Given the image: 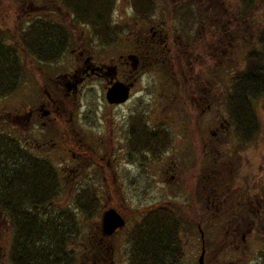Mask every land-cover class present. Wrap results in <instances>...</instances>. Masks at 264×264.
Returning <instances> with one entry per match:
<instances>
[{"label":"flooded vegetation","instance_id":"flooded-vegetation-1","mask_svg":"<svg viewBox=\"0 0 264 264\" xmlns=\"http://www.w3.org/2000/svg\"><path fill=\"white\" fill-rule=\"evenodd\" d=\"M171 1L176 3L175 0ZM24 3L20 4L21 8ZM31 4L28 1L22 12L27 11V8L28 15L43 12L45 4ZM234 26L237 33L245 34L249 30L252 38L253 28L247 29L246 25ZM15 27L17 26H12V29ZM187 27L189 29L185 28V33L179 34L175 26H167L163 20L145 23V26H138L133 32L127 33L132 37L125 38L129 47L124 52L116 57L112 55L101 59L90 54L82 40L76 49H68L72 58L68 70L62 68L60 57L54 61L35 62L29 56L27 61L30 64L28 63L26 71L24 66L21 72L23 78L25 76L27 79L26 85L21 88V100L18 102L16 99L17 91L20 90L18 86L4 93L0 90V171L3 168L7 171V164L13 163V159L19 156L18 150H21L26 152L30 162L35 158L52 166L51 170L59 185L57 196L63 191L70 199L73 190L82 186L79 177L86 169H93L100 175L103 184L95 188L100 198L102 195L109 198L116 191L121 193L123 199L122 193L125 190L120 187L123 183L117 179L122 173L121 178L124 177L128 164L137 172L133 180L128 177V185L139 193L146 192V183H149V179H146L149 169L147 164L150 159L161 156L170 147V131L161 120L149 119L145 104L138 101L125 117L118 136H114L109 128L112 123L109 118L106 132V128L94 132L91 126L94 125V118L101 122L107 116L97 112L99 105L95 102L90 105L81 103L80 96L84 87L92 81H98L103 95L113 82H121L129 85L128 101L138 77L143 72L152 70L153 77L161 78L165 85L164 87L162 83H157L161 94L157 106L162 107L165 99H170L172 103L180 94V102L172 103L174 107L181 108L180 110H198L201 114L213 110L216 117L215 128L211 133L208 129L207 136L198 134L196 143L199 149L195 148L192 134V114L181 120L185 132L188 133L184 141L187 145L183 147L184 167L179 166V171L175 173V165L178 163L176 158L169 163L163 162L165 167L162 171H171L165 179L177 181L178 185L181 184L187 189V202H174L175 206L182 210L187 208L191 214L183 216L186 221L183 217L178 218L181 222L178 231L180 252L183 249L180 230L187 223L188 227L183 228H190L189 231L195 235H192L190 241V255L194 264H264V216L260 208L263 197L259 191L264 183L257 180L256 166L250 161L246 163L250 157L245 150L247 145L254 143L256 136L242 143L230 134L231 126L226 116H222L217 109L218 106H223L224 110L221 99L225 89L217 80L211 78L214 73L209 71L210 59L215 62V57L225 53L228 55L223 59L231 57V47L228 48L231 35L224 31L219 43L210 44L209 38H206L210 35L209 29L205 25L197 26L196 29L194 25ZM224 28L225 25L220 27L221 30ZM132 54L136 58L135 62L127 57ZM23 78H20V82ZM166 87L176 90L165 91L164 94L162 90ZM107 104L109 108L121 105L115 102ZM214 105L218 106L213 107ZM102 117L103 119H99ZM146 129L152 133H146ZM232 138L234 141H231ZM193 147L195 150H192ZM55 151L57 156L54 155ZM255 156L256 153H252L251 159ZM159 163L162 164L161 159ZM99 194L95 197L100 207L102 205L99 203ZM53 202L60 207V204ZM154 205L150 203L145 206L141 209L142 213ZM110 207L121 215L124 225V214L116 207ZM0 222L8 224V219L1 210ZM116 231L117 229L109 235H103L99 219L94 233H89L97 240L96 246L85 248L89 251L90 264H119L122 258L124 263L120 264H127L128 231L125 233L124 250H121L120 255L108 242Z\"/></svg>","mask_w":264,"mask_h":264},{"label":"trees","instance_id":"trees-1","mask_svg":"<svg viewBox=\"0 0 264 264\" xmlns=\"http://www.w3.org/2000/svg\"><path fill=\"white\" fill-rule=\"evenodd\" d=\"M50 1L61 13L68 15L70 26L90 28L92 37L102 45L111 43L124 30L112 20L116 0ZM175 1L171 2L169 11L167 8L171 18L182 19L180 25L192 17L196 20L198 10L187 13L190 12L188 0ZM128 2L137 18L149 19L155 12L153 0ZM236 2L229 12L230 22L236 26H254V33L252 38L242 40L240 44L243 65L228 73L221 102L225 106L224 115L231 126V135L244 143L254 139L260 129L254 101L264 94V14L261 19H254V10L261 8L264 0ZM167 4L164 2V9ZM200 5L195 3L193 8ZM69 34L64 22L49 15L32 18L23 26L17 25L12 34L8 28H0L1 93L19 86L20 78H23V61L29 56L41 62L59 58L72 43ZM216 80L219 82L217 77ZM146 133L152 132L146 129ZM162 140L165 144L164 133ZM18 152L17 159L7 164L9 169L0 171V210L7 217L11 230L8 264H86V256L90 255L85 248L94 247L97 243L87 234L84 225L98 209L95 190L82 185L70 192L72 199L69 205L55 206L53 201L59 193V185L52 166L35 158L30 162L26 152ZM261 187L259 191L263 198L260 208L264 216V185ZM78 213L83 216L80 220L83 219L84 229ZM183 213L182 208L170 201L150 206L140 215L128 229L127 264H178L182 254L178 237L181 222L178 218ZM90 226L96 227L94 223Z\"/></svg>","mask_w":264,"mask_h":264},{"label":"rangeland","instance_id":"rangeland-1","mask_svg":"<svg viewBox=\"0 0 264 264\" xmlns=\"http://www.w3.org/2000/svg\"><path fill=\"white\" fill-rule=\"evenodd\" d=\"M25 2L22 6L20 7V4ZM155 3V12L153 14H150L151 18L149 19H143L135 17V15L132 13L131 10V5L129 4L128 0H116L115 5H114V10H113V16L112 20L116 22V25L118 28L124 29L123 31L118 33V35L115 37L111 43L107 45H102V43H99L98 40L94 39L92 37V34L90 32V28L85 27V26H70L67 22V16L66 14H63L60 12V9L57 8V6L50 0H31L32 4L31 5H42L45 4V7L43 8V12L39 13H33L32 15H28V8L27 11L22 12L25 7L26 3H28V0H0V26H5L9 31H11V34L13 33L12 26H23L26 25L27 22L30 21L32 18H37L40 16H50L53 19H59L60 21L64 22L66 24V28L69 30V39L72 42L69 47L66 48L65 52L60 55L59 62L62 63V68L63 69H70V63H71V53L68 51V49L71 47L72 49H76L77 44L83 40V44L85 45L84 47L86 50L89 51V53L96 58L101 59V57H106V56H114L116 57L117 54L124 52L129 47V42L126 37L131 38V36L127 35L128 30L131 32L134 31L138 26H145V23H155L158 20H163L165 25L167 26H175L176 32L179 34L185 33L186 30L189 28L187 26H193L194 29L197 28V26H203L205 25L209 29V36H206V38H209L210 44L212 43H219L222 39V36L224 35V31L226 34H230V40L229 41V47L230 52H231V57L230 58H225L223 57L225 55H228L225 53V55L220 56V57H215L216 61L210 59L209 65H210V72H213L214 75L211 76L215 80V77L219 78V84L221 86H226L228 83L227 80V75L230 71L233 69L240 68L242 64V51L240 50V44L242 40L248 41L251 37L249 35V30L243 34V33H237L235 26V23H231L229 20V15L231 13V10L233 8V5L236 4V0H188V4H190V8H188L189 11H187L188 14H191L192 12H195V10H198L197 17L195 18L196 20L194 21L193 17L189 18L186 22L183 21V25H180V22L182 19L177 20L176 18L169 16V13L167 12L170 10V4L172 1L170 0H153ZM180 1V0H178ZM164 2L168 3L166 6V9H164ZM182 2V1H181ZM180 2V3H181ZM200 5L199 8H193L194 4ZM38 8V7H37ZM39 9V8H38ZM178 10V9H177ZM184 10L183 8L181 9ZM36 11V10H35ZM33 12V10H32ZM229 13V14H228ZM27 14V15H26ZM264 14V5L261 8H258L254 10V19H261L262 15ZM187 15V14H186ZM185 20V19H183ZM200 20V21H198ZM225 28L223 30L220 29L221 26H224ZM186 26V27H185ZM248 26V25H246ZM245 26V27H246ZM254 28V26H248L246 27L247 29ZM206 28V29H207ZM254 33V32H253ZM252 33V36H253ZM5 37V36H4ZM6 38V37H5ZM204 38V37H203ZM218 58V59H217ZM218 60V62H217ZM32 61H37V60H32ZM39 62V61H38ZM23 63L25 64V71L27 66L30 64L27 60ZM29 63V64H28ZM36 64V63H35ZM34 69V68H33ZM152 70L143 72V74L138 77L139 80L135 82L134 86V91L132 93V96L128 101H124V103H121L120 106H114L112 108H109L108 104L105 102L104 95L102 94V91L98 87V81H92V83L88 84L86 87H84V92H82L80 96V101L81 103H84L85 105L88 104H95L99 105V110L97 112L103 113L107 116L104 121H97L94 118V125L91 124L93 127L92 131L99 130L101 129L107 131L106 127V122L108 121V118L110 119V129L112 130L113 135L118 136L119 135V129L121 128L122 124L125 122V117L131 110V108L137 103L138 101H141L145 104V112L146 116L151 119V120H161L162 123H164L165 127L167 130L170 131L172 140H171V145L167 149V151L162 152L160 155L157 156L156 158L150 159L147 167L148 169V175H146V179H149V183H146V192L139 193L137 190H134L133 187L128 185V177L129 179L133 180L136 178V169L133 168L132 166H129L128 164L126 167H128V171H124L126 174H124V177H122V174H120L119 178L117 179L118 181H121L123 184L120 186L124 191L123 194V199L122 195L119 192H114L109 198L102 197L100 198L99 192L96 191L97 185H103L102 181L100 180V175L96 174V171L93 169H86V171L80 176L79 178L81 179V183L83 186H90L95 190V195L99 194V203L102 205L99 207L98 201V209L96 210V214L93 216L89 217V220L87 222H84L85 229L87 230V234L89 233H94V230L92 226H90V223H94V225L98 227L99 225V219H100V213L102 210L107 209L110 206L116 207L122 214H124L126 220L125 224L113 235L110 236L109 241L110 246H112L119 255L121 253V250H124L123 245L124 243V237L126 231H128L130 224L133 225L132 223L137 220L140 215H142L141 209H143L145 206L149 205L150 203L156 204V203H163V202H181L186 203L187 201V196L186 192L187 189L184 188L181 184L178 185L177 181L174 180H167L165 179L166 176L169 175L171 172L170 170H167L168 172L164 173L162 171L163 167H165L164 163H169V161H175L174 159L176 158L178 160V163L175 165V173L179 171V166H183V162L185 161V155H184V149L185 143L184 141L186 140V135H188L187 132H185L183 123L180 121L183 119H187L189 114H192V120L193 123L192 125V134L194 136V142H195V148L199 149L198 143H196V140L198 139V134L207 136L208 135V129L211 133V131L215 128V118L214 117V112L213 110L209 111V113H199L197 111H191V110H180L181 108H176L172 105V103L180 102L179 101V96L178 98L175 99L172 103L170 102V99H165L163 101L162 107L157 106L158 105V99L161 97V94L159 92V86L157 87V83H162V79L159 77H153L151 74ZM27 73V72H26ZM27 79L23 78V81L20 82V86L17 88L20 89L17 91V96L16 99L18 102L21 100V94L20 92L22 91L21 88H23L26 85ZM218 82V81H217ZM149 84V85H147ZM162 86L165 87V85ZM216 86V85H214ZM168 87V86H167ZM164 88L162 91L165 94V91H175L176 88ZM217 88V86L215 87ZM221 89V88H220ZM218 90V88H217ZM219 91V90H218ZM166 105V106H165ZM218 106V105H217ZM214 105L213 107H217ZM223 107V106H222ZM218 106L217 109H219V113L224 115V110L223 108ZM222 108V109H221ZM254 110L259 115L260 119V129L259 133L256 135L254 143L247 147H245V150H247V156L250 157L247 159V164L249 161L251 162L252 165H255L257 168V180L261 183H264V94L260 97H258L257 100L254 101ZM99 119H103L99 118ZM149 122V120H147ZM79 122V121H78ZM101 124V127L99 128L98 126ZM85 128L87 130H90V127H86L84 124ZM83 126V128H84ZM182 126V127H181ZM217 126V124H216ZM164 127V128H165ZM165 128V129H166ZM183 129V130H182ZM230 130V128H229ZM231 132V130H230ZM95 134V133H94ZM231 134V133H230ZM233 136V135H232ZM231 141H234L232 138ZM244 149V148H243ZM192 150H195L194 147ZM196 150V154H197ZM256 153V156L251 159V154ZM54 155L57 156L56 151L54 152ZM159 159H161L162 164L159 163ZM164 162V163H163ZM242 165V164H241ZM244 166H246L244 164ZM87 173V174H86ZM178 176V174H177ZM118 177V175L116 176ZM179 177V176H178ZM117 181V182H118ZM137 182V181H135ZM109 183V182H108ZM96 188V189H95ZM186 189V190H185ZM141 195V196H140ZM144 195V198H143ZM98 196V195H97ZM72 197V196H71ZM69 199L68 194L66 192L62 193L59 196H56V199L54 200L57 205L60 204V207L67 206L69 205L71 198ZM187 209V208H186ZM183 208V216H186L189 214V211ZM181 215V217H183ZM82 214L78 213V218L79 220L82 218ZM185 218V217H183ZM81 221V220H80ZM83 221V219H82ZM81 221V226L82 229H84L83 223ZM186 221V218H185ZM183 227H188V224L186 223ZM182 229L180 230V237H181V243L183 246L182 249V259H181V264H194L193 263V258L190 255V241L192 238V235H194L193 232H190V228L188 229ZM193 233V234H191ZM11 238V230L8 227V224L0 222V264H8L7 261V249L9 248V242ZM118 248V249H117ZM122 256V255H121ZM126 258V255H125ZM86 264L91 263V258L89 256H86ZM120 262H123L122 260H119ZM178 262V264H180Z\"/></svg>","mask_w":264,"mask_h":264},{"label":"water","instance_id":"water-1","mask_svg":"<svg viewBox=\"0 0 264 264\" xmlns=\"http://www.w3.org/2000/svg\"><path fill=\"white\" fill-rule=\"evenodd\" d=\"M134 62L136 58L132 55L127 56ZM129 85L121 82H113L106 88L104 98L107 103H122L128 98ZM124 223L123 218L112 207L104 209L100 216V230L103 235H109L116 229L120 228Z\"/></svg>","mask_w":264,"mask_h":264}]
</instances>
